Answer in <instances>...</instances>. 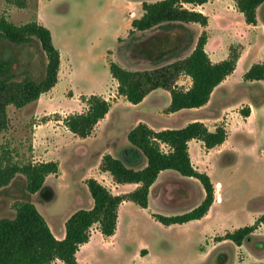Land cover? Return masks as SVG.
Here are the masks:
<instances>
[{"label":"trees","instance_id":"1","mask_svg":"<svg viewBox=\"0 0 264 264\" xmlns=\"http://www.w3.org/2000/svg\"><path fill=\"white\" fill-rule=\"evenodd\" d=\"M212 0H160L154 3H142L143 15L131 22L129 36L144 33L155 27L177 28L179 25L197 24L206 27L208 18L195 10ZM237 11L242 14L247 25H256V10L264 0H233ZM22 1L18 4L22 5ZM23 6V5H22ZM186 6H191V9ZM164 40L167 34H164ZM0 38L15 46H25L37 42L45 55L44 76L35 80L12 70L13 61L0 59V136L8 129L7 107L21 109L36 102L41 95L54 88L58 81L60 53L54 47L50 31L37 22L15 25L0 17ZM207 35L202 32L191 53L165 67L152 72H132L110 62L109 72L117 82V94L131 105L143 101L149 92L162 89L169 93L170 104L166 114L182 110L198 109L205 106L212 92L229 76L235 68L239 55L230 52L227 59L212 63L205 51ZM191 80L189 88L177 85L179 76ZM244 82L264 81V62L253 64L243 75ZM86 109L81 113L70 114L63 124L76 138L89 137L95 126L105 118L110 104L98 95L81 96ZM243 117H248L249 109L241 110ZM227 134L222 126L210 132L204 123L195 121L179 129L154 131L146 124L139 123L127 134V142L137 155L132 164H137L140 155L145 160L142 169L135 170L123 161L103 156L99 170L108 173L117 185L137 184L139 187L125 195H112L109 190L95 179H88L86 187L93 202L89 210L74 212L65 222V237L57 240L52 234L45 218L30 201L14 205L13 218L0 219V264H54L56 260L64 264H79L76 253L80 246L89 240L92 226L98 225L104 237H110L116 229L117 210L123 202H132L140 208H147L149 189L162 171H175L183 177L194 178L202 185L205 198L193 210L182 215L153 218L163 226L185 224L203 218L214 201V187L207 174L197 171L191 164L188 154V142L201 141L207 150L222 145ZM0 157V189L7 187L20 174L24 176L25 192L38 195L44 202L54 198V191L45 184L48 176L58 173L55 162L11 164ZM127 162V161H126ZM264 223V216L253 225L226 232L222 237H215L217 242L230 241L240 247L250 242L258 226ZM259 249L261 244L257 243ZM225 262L226 255H221Z\"/></svg>","mask_w":264,"mask_h":264},{"label":"rangeland","instance_id":"2","mask_svg":"<svg viewBox=\"0 0 264 264\" xmlns=\"http://www.w3.org/2000/svg\"><path fill=\"white\" fill-rule=\"evenodd\" d=\"M18 1H22L23 6L18 4ZM153 2L155 1L149 0L147 3ZM109 3H113L112 6H109ZM114 3L113 0H0V17L6 18L15 25L43 22L52 30L56 38L68 37V32H70L75 46H83L89 38L99 33L103 35L102 47H108L112 44L108 34L117 31L118 36L126 37L121 40L116 51L118 60L123 64L122 68L139 73L152 72L185 58L191 53L201 35L194 26H188V24L179 25L177 28H166L162 25L144 33L127 36L130 20L140 19L143 15L142 6L125 4L118 9ZM186 7L191 9V6ZM221 7L220 4L214 3L207 6L206 11L219 10ZM258 18L260 22L263 21L264 8L259 10ZM108 20L111 24L102 27V21L107 22ZM233 21L234 32L246 31L247 24L242 16L233 17ZM217 27L218 23L211 15V42L206 53L211 58L215 56L219 61L227 59L230 52L237 53L239 57L242 56L235 72L227 82V85L231 84V87L219 90L220 94L224 95L221 96L225 97L223 100L233 104L252 96L251 89L244 86L243 74L247 72L248 66L251 67L253 64L264 61V30L249 34L251 45L248 48L246 42L235 35L220 36ZM164 34H167V38L163 41ZM241 35L244 34L241 33ZM237 41H242L245 50H248L245 52ZM0 59L13 61L12 70L21 75L19 80L27 75L35 80H40L44 76L46 58L37 42L19 47L0 38ZM106 73L109 75V70ZM74 74L72 89L61 81L50 93L41 95L39 101L22 109H16L13 106L7 108L9 126L0 136V157H3L6 162L17 165L55 162L59 170L57 175L48 176L45 181L56 191V198L52 204H45L37 194L29 196L25 192L24 176L16 175L7 187L0 189V219L13 218L14 205L18 202L30 201L50 222L54 218L60 219L71 210L79 201L78 197L85 198L84 185L87 181L85 178L96 171L94 170L96 161L90 155L93 146L89 148L90 151L86 156L83 153L82 142L65 128L63 120L70 114L81 113L86 109L81 101V96L84 95H76V92L72 90L82 92L93 87L96 82H92L87 77L89 74L97 82H103L105 75L100 65L84 72L80 69L78 62L75 63ZM189 82L188 77L181 75L177 80V85L181 84L182 87H186ZM229 87L233 92L226 97L225 92L229 91ZM245 92L247 95L244 94ZM156 93L159 97L157 94L153 96L157 97L158 103L151 108L162 109L167 102L165 94L159 90ZM262 95L264 93H261L260 97ZM106 98L110 107L120 110L116 111L118 116L130 115L133 111V108L125 110L129 106H126L125 100L120 98L116 90L112 88ZM128 105L131 106V104ZM232 106L235 108L230 109L229 113L242 109L240 105L233 104ZM123 119L120 118L116 120L117 122L113 119L110 123L117 128L119 134L124 133L125 126H129V123L126 124V119ZM130 119H127L128 122ZM225 121L226 119L219 125H224ZM235 132L230 130L228 138L233 148L231 151L224 150L218 155L215 152L210 154L213 169H216V171H210L212 179L219 180L223 185L221 189L223 206L230 212L226 227L229 232L251 226L248 225L247 220H243V213L247 205L255 204L258 196H264V140L260 137L258 140H253L252 144L249 143L247 135ZM260 205H264V200L253 206L256 208ZM259 233L264 234V230ZM260 234H257L250 242H245L242 247L232 242L224 244L220 249L226 255L224 263L218 262V259H223L218 254L212 258L213 261L204 264H264L262 260L264 249H259L256 244V241L263 239L259 236ZM158 235L165 237L162 234ZM165 239L169 237L166 236ZM202 246L205 247V244L203 243ZM171 247L167 240L162 246L166 250ZM160 264L192 263L178 256L164 260Z\"/></svg>","mask_w":264,"mask_h":264},{"label":"crops","instance_id":"3","mask_svg":"<svg viewBox=\"0 0 264 264\" xmlns=\"http://www.w3.org/2000/svg\"><path fill=\"white\" fill-rule=\"evenodd\" d=\"M148 1L149 0H113V2H115L114 5L117 6L118 9L122 8L125 4L142 6L143 2ZM153 1L157 2V0ZM214 3L220 4L222 6L221 9L207 12L206 7ZM112 4L113 3H109L108 5L112 6ZM263 8L264 4L259 6L256 10L257 22L255 26L247 25L245 32H234L233 17L242 16V14L237 11L234 1L212 0L195 9L207 16V26L201 27L197 24H189L188 26H194L196 30H198L199 35L202 32L206 33L208 37L205 45L206 51L211 42L210 25L212 15L214 20L218 23L217 29L220 31V36L227 34L232 37V35H235L236 37L243 39L249 48L251 45L249 34H255L258 30H264V19L260 22L258 18V12ZM210 13L212 14L210 15ZM132 21L133 20L131 19L130 29ZM38 22L50 31L53 45L60 53V66L56 86L62 81L70 89L73 88L72 82L75 75V63L78 62L80 69L84 72L97 65L102 66L105 80L103 82L94 81L92 75L89 74L87 77L92 82H96V84L82 92H79V90H72L74 93L76 92V95H98L108 101L106 95L110 91V88L116 90L117 94V82L112 79L110 72L109 75L106 72L109 70L110 62H114L123 67V64L116 56V51L120 46L121 40H124L126 37L121 38L118 36L117 31H112L108 34L112 40V44L108 47H102L101 38L103 35L98 33L89 38L83 46H75L73 39L70 36V32H68V37L65 36L63 39L56 38L48 26L43 22ZM109 24H111L109 20L107 22L102 21L101 23L102 27H106V25L109 26ZM62 32L64 31L62 30ZM241 33L244 35H241ZM237 42L245 52L248 50H245L242 41ZM209 58L212 63L220 62L215 56H213V58L209 56ZM241 58L242 56L238 58L236 68ZM44 65H46V61L44 62ZM249 68L250 66L247 67V71ZM231 75H229L212 92L210 100L205 106L198 109L182 110L174 114H165L163 112V110L167 109L170 104V95L167 91L162 89H156L149 92L141 103L131 106L128 105L129 103L124 97L119 96L125 100L127 104L126 106H129L126 107L127 109L125 110L133 108L131 114H121V116H118L116 111L120 110L110 107L108 114L96 125L92 134L85 139H78L82 142L81 144H83V153L86 156H88L87 154L90 151L89 148L93 146L92 149L90 148L92 150L90 155L93 157V160L96 161V165L94 166V170L96 171L93 175L86 178L84 177L85 180L93 178L109 190L112 195H125L136 190L139 185H117L113 182L108 173L99 170V166L105 155H111L135 170L142 169L145 166V160L140 155L138 156L139 162L137 164H132L130 162L135 161L137 155L132 153V150L134 149L127 142L126 138L128 132L139 123L146 124L154 131H161L166 129L183 128L191 122L199 121L204 123L210 132H213L217 126H222L227 134L226 140L222 145L210 150H207L201 141L192 140L188 142V154L192 166L197 171L207 174L214 187V201L203 218L185 224H174L170 226H163L153 218V215H182L196 208L205 198L204 189L198 180L183 177L175 171H162L149 189L147 208H140L132 202H123L119 205L117 210L116 229L112 236L104 237L101 234L98 225L92 226L89 232L88 242L80 246L76 253V260L79 264H160V262L164 260L176 258L178 256L183 257L192 264H204L213 261L212 258L215 255L224 254L220 249L224 244H227L230 241L217 242L214 239L215 237H222L228 232L226 227L230 212L225 206H223L224 201L221 197V189L223 188V185L219 180L214 181L212 179L210 171H216V169H213L214 165L213 161H211L212 155L210 154L215 152L216 155H218L224 150L231 151L233 149L228 141L230 130H234V132L236 131L235 133L238 132V134L247 135L249 137V143L252 144L253 140H258L260 137L264 140V95L260 97V94L264 93V81L244 82L243 80L244 86L251 89L252 96L248 99L244 98L237 103H233L237 106L240 105L242 109H249L248 117H243L241 114L242 109L229 113L230 109L235 107L232 106L233 104H229L230 102L227 100L224 101L223 98L225 99V97H223L224 95L222 93L220 94L221 91H219L222 88H227L228 86L231 87L230 82V85H227ZM190 85L191 80L184 88L187 89ZM178 86L182 87L181 84ZM230 87L228 89L229 91L225 92L226 97L233 92V90H230ZM51 90L47 93H50ZM158 90L165 94L164 96L167 101L162 109L151 108L158 103L157 97L159 96L158 93H156ZM218 92L219 94H217ZM156 94L157 97L153 96ZM244 94L247 95L246 92ZM37 101H39V99ZM120 118H122V120L125 118L126 124L129 123V126H125L123 134H119L116 130L117 128L110 124L113 119L116 121ZM127 119H130V122H128ZM224 119H226L225 124L219 125ZM45 184L50 186L54 191V198L49 202H45V204H52L56 198V191L52 185H48L47 182H45ZM84 186L85 198L78 197L79 201L71 210L61 216L60 219L54 218L53 220H50V222L45 219L52 234L57 240L64 239L65 222L74 212L78 210H89L93 207V202L88 189L86 185ZM261 200H264V196H258L255 204L259 203ZM255 204L247 205L243 213L242 218L243 220L248 221V225L254 224L260 217L264 216V205L255 208L253 206ZM261 230H264V223H261L258 226V229L253 233L251 239L253 240L257 234H260L259 232ZM158 234H162L165 237L161 236V239ZM166 236L169 237V239H165ZM259 236H262L263 239L256 241V244H261L262 247L260 249H264V234H260ZM166 240L172 246L169 250L162 248ZM203 243L205 244V247L202 246ZM242 246L243 245L240 247ZM54 264L64 263L56 260Z\"/></svg>","mask_w":264,"mask_h":264}]
</instances>
